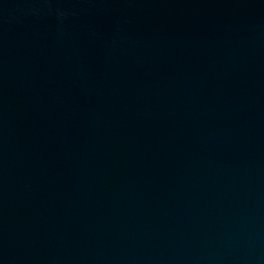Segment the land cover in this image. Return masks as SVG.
Here are the masks:
<instances>
[{
    "label": "water",
    "instance_id": "obj_1",
    "mask_svg": "<svg viewBox=\"0 0 264 264\" xmlns=\"http://www.w3.org/2000/svg\"><path fill=\"white\" fill-rule=\"evenodd\" d=\"M0 264H264V0H0Z\"/></svg>",
    "mask_w": 264,
    "mask_h": 264
}]
</instances>
